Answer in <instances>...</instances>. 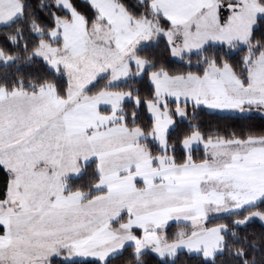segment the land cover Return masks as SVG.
Returning a JSON list of instances; mask_svg holds the SVG:
<instances>
[{"label": "snow or ice", "instance_id": "obj_1", "mask_svg": "<svg viewBox=\"0 0 264 264\" xmlns=\"http://www.w3.org/2000/svg\"><path fill=\"white\" fill-rule=\"evenodd\" d=\"M0 264H264V0H0Z\"/></svg>", "mask_w": 264, "mask_h": 264}, {"label": "trees", "instance_id": "obj_2", "mask_svg": "<svg viewBox=\"0 0 264 264\" xmlns=\"http://www.w3.org/2000/svg\"><path fill=\"white\" fill-rule=\"evenodd\" d=\"M255 119V118H254ZM218 121H212V120H209L208 123H217ZM258 122V121H257Z\"/></svg>", "mask_w": 264, "mask_h": 264}]
</instances>
